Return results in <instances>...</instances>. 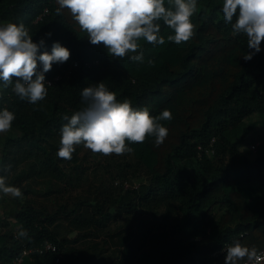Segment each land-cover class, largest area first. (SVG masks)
I'll list each match as a JSON object with an SVG mask.
<instances>
[{
    "label": "trees",
    "instance_id": "1",
    "mask_svg": "<svg viewBox=\"0 0 264 264\" xmlns=\"http://www.w3.org/2000/svg\"><path fill=\"white\" fill-rule=\"evenodd\" d=\"M222 2L198 0L188 42L168 41L174 33L161 21L165 43L139 41L141 63L92 45L67 9L57 15L56 0H0V23H23L34 42L45 40L41 52L56 41L71 52L45 74L62 77L46 85L37 104L13 93L15 78L8 87L0 81V110L15 113L17 133L1 143L0 175L24 162L26 178L51 179L44 196L52 202L12 183L23 197L0 216V264L46 242L62 253L59 264H224L225 253H215L236 240L264 247V143L254 158L245 149L264 126V43L245 61L247 38L224 22ZM74 62L80 66L71 69ZM99 82L153 116L169 109L173 119L161 121L168 136L159 146L154 137L129 143L133 151L119 156L77 146L68 173L56 156L63 117L82 109L81 91ZM83 150L89 154L82 160ZM90 155L108 158L106 174L92 186L80 162ZM22 229L26 237H19ZM56 256L33 252L22 264H56Z\"/></svg>",
    "mask_w": 264,
    "mask_h": 264
},
{
    "label": "clouds",
    "instance_id": "2",
    "mask_svg": "<svg viewBox=\"0 0 264 264\" xmlns=\"http://www.w3.org/2000/svg\"><path fill=\"white\" fill-rule=\"evenodd\" d=\"M57 15L67 9L81 31L87 33L92 45H103L109 56L143 62L139 41L156 46L165 43L161 35V21L174 34L167 40L176 44L188 42L195 35L193 16L198 0H56ZM223 20L234 34L247 38L248 51L242 56L251 61L264 43V0H223ZM51 37L52 33L46 34ZM43 38L34 42L23 23H0V81L12 86L13 93L31 104L43 101L49 85L45 74L54 64L67 62L71 52L60 42H53L51 51L40 49ZM152 61H149L151 63ZM42 66V70L40 67ZM84 107L65 115L60 131L58 158L70 160L76 147L82 145L93 154L124 155L133 149L129 143H144L154 137L155 146L166 140L169 130L161 121H171L172 112L163 109L158 116L147 107H133L129 99L117 100L116 93L103 83L85 87L81 91ZM15 113L5 107L0 110V134L11 130ZM0 193L22 198L20 188L10 185L7 176L0 175ZM19 237H26L21 230ZM224 264H264V252L248 247L239 240L222 250Z\"/></svg>",
    "mask_w": 264,
    "mask_h": 264
},
{
    "label": "rangeland",
    "instance_id": "3",
    "mask_svg": "<svg viewBox=\"0 0 264 264\" xmlns=\"http://www.w3.org/2000/svg\"><path fill=\"white\" fill-rule=\"evenodd\" d=\"M17 136V133L15 131H9L4 134H0V148L1 143L5 141V139L9 136ZM248 138H256V142L248 144L246 146V150L251 151V157L254 158L258 155V149L264 143V126H260L259 128H255L252 132V134L249 135ZM87 151L83 150L81 151V159L83 160L84 155ZM253 152V153H252ZM88 153V152H87ZM89 154V153H88ZM0 159H1V149H0ZM32 159V157L30 158ZM108 159V158H107ZM107 159L105 157H94V155H90L89 161H80L82 164V167H85V174L83 176V181L88 184V186L97 185L99 184V181L102 178L103 174H106L108 167L107 165ZM70 160H63L61 161V165L65 166L63 168L64 170L69 167ZM72 165V164H70ZM72 170V166L68 168V173ZM24 173V177H18V174ZM29 171V167L27 164H20L16 169L13 171V173H5V176H7L8 183L12 185L14 181H21V187L26 188L27 186L30 187L31 193L29 194L30 197L36 199L42 204H50L51 201L49 200L48 196H44V194L47 192L49 186H50V178L40 176V177H29L26 178L25 175ZM73 174V173H72ZM18 182H16L17 184ZM56 195H52V198H55ZM15 206L14 198L11 195H4L0 193V216H6L9 214L10 210Z\"/></svg>",
    "mask_w": 264,
    "mask_h": 264
},
{
    "label": "built area",
    "instance_id": "4",
    "mask_svg": "<svg viewBox=\"0 0 264 264\" xmlns=\"http://www.w3.org/2000/svg\"><path fill=\"white\" fill-rule=\"evenodd\" d=\"M38 19H41V17H39ZM80 66V64L78 62H74L71 69H74V68H78ZM62 76L61 75H58L54 78H51V79H48L46 78V83H48L49 85H52L54 82H56L57 80H59ZM210 152V151H208ZM229 244H227L224 249L226 250V247L228 246ZM261 252H264V247L260 250ZM33 252H37V253H40V254H46V253H56L57 256H56V264H59L61 259H62V253L58 250V247L51 243V242H46L45 244L41 245V246H38V247H35V248H28V249H25L21 255L17 256L16 258H14L12 260V262L10 264H22L23 261H24V258L25 256H27L28 254L30 253H33ZM223 251H219L218 253H215V255L221 253ZM242 264H245V262H243Z\"/></svg>",
    "mask_w": 264,
    "mask_h": 264
}]
</instances>
